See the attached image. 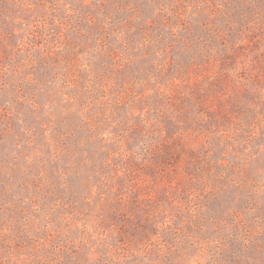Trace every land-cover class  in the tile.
Returning a JSON list of instances; mask_svg holds the SVG:
<instances>
[{"label": "rangeland", "instance_id": "1", "mask_svg": "<svg viewBox=\"0 0 264 264\" xmlns=\"http://www.w3.org/2000/svg\"><path fill=\"white\" fill-rule=\"evenodd\" d=\"M0 264H264V0H0Z\"/></svg>", "mask_w": 264, "mask_h": 264}]
</instances>
